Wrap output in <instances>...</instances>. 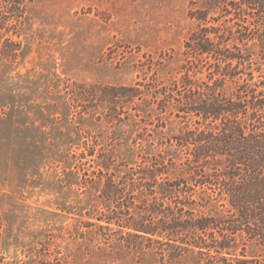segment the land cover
<instances>
[{
	"label": "rangeland",
	"instance_id": "374dc122",
	"mask_svg": "<svg viewBox=\"0 0 264 264\" xmlns=\"http://www.w3.org/2000/svg\"><path fill=\"white\" fill-rule=\"evenodd\" d=\"M222 8L217 0H23L14 25L0 18V264L234 261L188 244L193 220L219 218L228 205L195 182L204 164L190 161L192 144L176 141L218 130L219 120L185 113L180 102L193 96L189 85L213 81L215 61L188 57L186 42L204 27L235 28ZM255 42L245 49L250 68L246 61L226 78L227 93L249 72L251 85L264 81ZM172 181L179 186L169 190ZM233 253L244 258L240 246ZM258 253L247 249V259Z\"/></svg>",
	"mask_w": 264,
	"mask_h": 264
},
{
	"label": "trees",
	"instance_id": "16d2710c",
	"mask_svg": "<svg viewBox=\"0 0 264 264\" xmlns=\"http://www.w3.org/2000/svg\"><path fill=\"white\" fill-rule=\"evenodd\" d=\"M217 1L226 15L233 14L230 20L234 21L235 28H222L220 32V28L204 27L200 33L190 36L186 42L187 56L197 58L204 53L212 57L217 69L210 73L212 83L207 81L195 88L189 85L188 91L193 96H184L185 100L180 103L185 113L206 121L219 120V127L217 131L187 132L176 136V141L181 146L192 144L190 161L204 164V173L199 174L198 168L193 170L200 176L195 182L223 198L228 213L219 218L204 215L193 220L190 226L194 241L188 244L214 250L218 255L234 254V261L224 258L226 264H264V81L251 85L249 80L253 77L249 72V78L241 83L235 81L236 86L230 93L225 89L226 78L233 79L242 72L239 65L247 61L250 68L253 52L245 51L250 41H256L254 45L259 47L264 59V0ZM22 6L23 0H0V18L4 19L1 22L12 19L6 23L14 25L12 21L22 16ZM230 41H233L231 47ZM215 74L219 76L214 78ZM128 89L138 90L133 86ZM218 163L223 165L221 170L214 167ZM172 182L167 184L169 190L179 186L176 181ZM136 230L147 232L143 228ZM238 246L244 258L233 253ZM251 247L259 253L247 259V249Z\"/></svg>",
	"mask_w": 264,
	"mask_h": 264
}]
</instances>
